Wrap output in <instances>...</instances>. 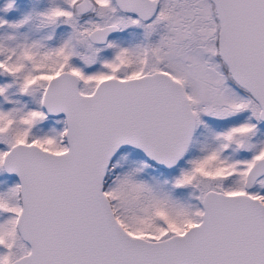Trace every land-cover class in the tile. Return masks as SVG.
<instances>
[{
	"label": "snow or ice",
	"instance_id": "1",
	"mask_svg": "<svg viewBox=\"0 0 264 264\" xmlns=\"http://www.w3.org/2000/svg\"><path fill=\"white\" fill-rule=\"evenodd\" d=\"M0 264H264V0H0Z\"/></svg>",
	"mask_w": 264,
	"mask_h": 264
}]
</instances>
